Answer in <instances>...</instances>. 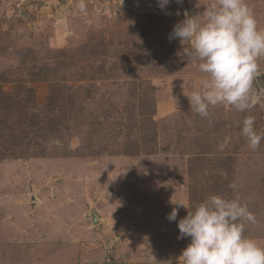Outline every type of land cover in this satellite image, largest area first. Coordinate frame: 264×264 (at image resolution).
<instances>
[{
	"label": "rangeland",
	"instance_id": "obj_1",
	"mask_svg": "<svg viewBox=\"0 0 264 264\" xmlns=\"http://www.w3.org/2000/svg\"><path fill=\"white\" fill-rule=\"evenodd\" d=\"M84 2L0 0V264H179L178 222L213 194L247 204L264 246V140L241 134L249 115L264 133V57L255 106L203 118L199 61L169 34L210 0Z\"/></svg>",
	"mask_w": 264,
	"mask_h": 264
},
{
	"label": "clouds",
	"instance_id": "obj_2",
	"mask_svg": "<svg viewBox=\"0 0 264 264\" xmlns=\"http://www.w3.org/2000/svg\"><path fill=\"white\" fill-rule=\"evenodd\" d=\"M163 10L170 0H157ZM181 2V0H177ZM79 8L86 4L80 0ZM179 39L183 57L199 61L203 77L186 95L190 108L203 118H210V107L229 106L240 112L255 104L254 80L262 73L258 60L264 57V29L258 27L254 13L245 0H210L203 20L188 16L174 25L169 40ZM241 134L248 147L258 150L264 133L255 128V118L246 116ZM228 187L235 191L236 182ZM167 218L175 221L183 202H175ZM179 220L178 239L190 238L182 250L179 264H264V246L245 235V224L256 217L237 196L226 198L213 194L189 210Z\"/></svg>",
	"mask_w": 264,
	"mask_h": 264
},
{
	"label": "trees",
	"instance_id": "obj_3",
	"mask_svg": "<svg viewBox=\"0 0 264 264\" xmlns=\"http://www.w3.org/2000/svg\"><path fill=\"white\" fill-rule=\"evenodd\" d=\"M193 206H195V205L192 203L191 206H190V209H192Z\"/></svg>",
	"mask_w": 264,
	"mask_h": 264
},
{
	"label": "water",
	"instance_id": "obj_4",
	"mask_svg": "<svg viewBox=\"0 0 264 264\" xmlns=\"http://www.w3.org/2000/svg\"><path fill=\"white\" fill-rule=\"evenodd\" d=\"M95 221H96V219H95Z\"/></svg>",
	"mask_w": 264,
	"mask_h": 264
}]
</instances>
